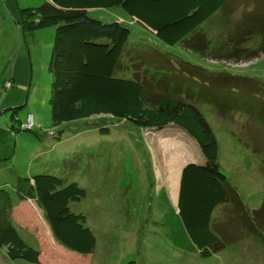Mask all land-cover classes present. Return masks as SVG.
I'll return each instance as SVG.
<instances>
[{"label":"rangeland","instance_id":"374dc122","mask_svg":"<svg viewBox=\"0 0 264 264\" xmlns=\"http://www.w3.org/2000/svg\"><path fill=\"white\" fill-rule=\"evenodd\" d=\"M47 1L0 0V186L15 202L18 179L42 173L86 190L72 209L88 217L98 244L78 264H264V0H228L176 45L165 44L119 7L90 12L104 22L123 20L131 30L118 77L177 88L216 133L229 202L216 211L213 229L227 246L209 258L177 248L164 228L171 206L161 189L177 207L182 169L205 160L192 137L173 125L150 131L129 121L114 124L109 116L54 125L49 64L56 27L25 33L18 24L20 10ZM8 81L14 83L10 90ZM30 114L35 130L19 131ZM106 124L110 133L102 134ZM61 129V140L47 137ZM41 140H50L49 148ZM38 149L41 157L32 154ZM38 221L40 237L48 238L44 213ZM21 233L42 249L31 231ZM52 259L45 254L44 264Z\"/></svg>","mask_w":264,"mask_h":264},{"label":"trees","instance_id":"16d2710c","mask_svg":"<svg viewBox=\"0 0 264 264\" xmlns=\"http://www.w3.org/2000/svg\"><path fill=\"white\" fill-rule=\"evenodd\" d=\"M227 3L228 0H50L39 7L20 10L18 21L25 33L56 27L49 64L53 75L50 104L55 126L109 116L114 124L129 121L150 131L173 125L198 143L205 160L188 163L183 168L177 207L171 203L166 188L161 189L160 195L171 206V215L164 220L166 237L177 248L199 253L202 258H209L227 246L213 229L215 213L229 202L228 177L220 165L216 133L194 101L182 97L177 88L170 91L166 83L158 80L150 83L140 78L118 77L131 30L123 20L104 22L91 16L90 10L119 7L162 42L176 45L197 32ZM260 28L264 32V25ZM8 82L12 84L10 88ZM8 82L4 86L10 90L14 83ZM18 130L35 129L19 127ZM100 131L109 134V125ZM63 133L61 129L45 135L61 140ZM2 186L0 248L12 261L40 264L42 251L22 236L13 218L15 201ZM15 191L21 200H36L60 246L80 258L94 254L98 239L88 225V217L72 209V203L87 196L77 182L66 184L57 175L42 173L19 178Z\"/></svg>","mask_w":264,"mask_h":264},{"label":"crops","instance_id":"0c3cea01","mask_svg":"<svg viewBox=\"0 0 264 264\" xmlns=\"http://www.w3.org/2000/svg\"><path fill=\"white\" fill-rule=\"evenodd\" d=\"M101 10H103V9H91L90 12L91 11L96 12V11H101ZM35 123H36V121H35ZM180 137H183V136L180 135ZM41 142L47 143V148H49L50 140L49 141L41 140ZM48 150L49 149H47V151ZM32 154L35 155L36 157H41L43 155V153L40 152L39 149L35 150ZM181 174H182V171L180 173V179H181ZM178 198H179V194H178L177 199ZM42 215H43V212L39 208L36 200H34V199L21 200L20 198H18L17 201L15 202L13 218H14L20 232H21V229H23L24 231H31L30 234H34L37 236L39 246H41V248H42L41 249L42 250L41 263L40 264H44L43 259H44L45 254L48 255L49 257L50 256L53 257V259L50 260V263H52V264H78L80 262L79 261L80 257L77 254L72 253V252L64 249L62 246H60L56 242V240L54 239L52 232H51L48 225H47V227H48L49 233H50L47 235L48 238L45 239L44 236L40 237L43 234V230H41V229H43V226L40 225V222L38 221V219H39V216L42 217ZM45 251H46V253H45ZM59 253H61L62 256L60 255V257H59V255H58ZM63 257H66V259ZM76 260L79 262H77ZM11 261L12 260L7 256L6 251L3 248H0V264H12ZM13 264H18V262H13ZM20 264H22V262H20Z\"/></svg>","mask_w":264,"mask_h":264},{"label":"built area","instance_id":"2783aa9c","mask_svg":"<svg viewBox=\"0 0 264 264\" xmlns=\"http://www.w3.org/2000/svg\"><path fill=\"white\" fill-rule=\"evenodd\" d=\"M7 86L10 88L12 86V84L10 82H8ZM35 125H36V123H35L34 116L32 114H30L28 116L26 124L23 125V128L24 129H34Z\"/></svg>","mask_w":264,"mask_h":264},{"label":"clouds","instance_id":"9594fccd","mask_svg":"<svg viewBox=\"0 0 264 264\" xmlns=\"http://www.w3.org/2000/svg\"><path fill=\"white\" fill-rule=\"evenodd\" d=\"M27 119H28V117H27ZM27 121V120H26ZM35 127H36V125H35ZM35 129V128H34ZM50 133H53V132H50Z\"/></svg>","mask_w":264,"mask_h":264}]
</instances>
